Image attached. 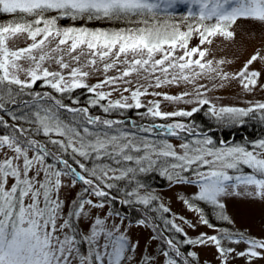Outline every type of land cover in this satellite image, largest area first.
Returning <instances> with one entry per match:
<instances>
[{"label":"snow or ice","instance_id":"1","mask_svg":"<svg viewBox=\"0 0 264 264\" xmlns=\"http://www.w3.org/2000/svg\"><path fill=\"white\" fill-rule=\"evenodd\" d=\"M178 5L187 6L183 21H195L187 23V30L173 22L175 17L170 10ZM0 14L13 17L0 23V264H133L138 243L121 231L120 224L109 225L112 211L104 218L96 215L87 234L79 230V224L92 218L89 215L92 210H103L117 199L111 193L116 188L112 181L135 184L125 192L121 203H137L147 208L157 198L150 191L141 194L145 185L137 177L152 171H158L169 181L196 185L199 190L194 199L221 210L224 204L220 198L224 196L264 201V140L253 143L249 150L240 144L218 147L211 138L204 137L181 142L177 151V146L166 140H149L116 127L121 121L91 116L88 108L70 107L49 92L30 91L37 81H43L61 95L87 88L95 95L90 101L92 106L107 101L103 106L105 113L145 107L141 97L146 95H163L168 101L183 100L190 93L169 96L150 93L148 88H161L179 80L193 82L205 71L218 72L228 79V74L213 68L211 61L202 63L206 50L199 46L189 48V42L193 34L199 37L200 45L211 44L217 36L235 40L234 27L240 21L264 27V0H0ZM63 18L124 26L61 28L57 21ZM19 36H26L31 43L22 48L9 47L10 41ZM177 50L182 54L177 55ZM65 54L77 65L82 57L86 58L83 67L94 68L100 62L105 73L117 66L124 67L120 76L106 77L89 86L86 83L89 73L83 67H71ZM50 60L61 70H69L67 75L44 67ZM258 60L264 61V54L259 51L232 77L239 79L245 90L256 86L260 73L249 68ZM21 61H27L29 66L25 68ZM141 71L153 77L155 83L140 85L135 90L123 88V92H130V97L121 93V98L113 101L109 99L111 91H97L105 86L120 91L121 81L131 84L125 78ZM196 94L201 95L198 89ZM187 102L209 103L205 99ZM149 103L147 114L163 120L189 117L199 111L193 108L162 112L158 101ZM256 111L264 118V103L247 109L221 108L219 112L213 109L215 115L227 114L233 121ZM63 112L74 115L69 120ZM154 129H166L169 136L195 135L190 127L179 122L139 127L145 133ZM244 166L251 171L245 172ZM78 183L80 192L66 210L62 191ZM184 203L190 210L200 211L188 200ZM159 207L169 212L162 204ZM115 215L119 216V212ZM221 219L229 221L223 214ZM201 220L213 227L202 216ZM139 224L145 225V220ZM172 227L177 233L182 232L177 225ZM163 239L168 246V250L161 252L165 259L155 261L154 257L145 256L136 264H189L173 239ZM222 241L246 244L247 250L237 255L246 256L248 264L253 258H264V239L244 234L225 231L220 237L201 236L186 242L214 243L222 264H228V256L235 249L225 248Z\"/></svg>","mask_w":264,"mask_h":264},{"label":"rangeland","instance_id":"2","mask_svg":"<svg viewBox=\"0 0 264 264\" xmlns=\"http://www.w3.org/2000/svg\"><path fill=\"white\" fill-rule=\"evenodd\" d=\"M187 11L186 5H178L173 11L175 13H180L181 11ZM172 11V10H170ZM187 13V12H186ZM184 16V15H183ZM182 16V17H183ZM177 17H180L179 15ZM60 20L58 19L57 25L61 28H67L70 26H65L60 24ZM175 23H179L182 30H187V23H195V21H188L185 22L180 18H175ZM1 23V22H0ZM234 31L236 32V39L235 40H227L222 37H215L213 38V42L211 44L205 43L204 45H200L199 37L196 34H193L189 42V48L192 47H201V50H206V56L202 60L203 62L211 61L213 68H219L222 70L223 73H227L229 78L223 79L218 72H208L205 71L203 75L196 78L193 82H185L183 80H179L178 82L170 85H164L161 88L150 87L148 91L150 93H162L169 96H182L185 92L190 93L188 96H184L183 100L178 101H168L163 98V95L156 96V95H146L141 97L142 103L145 107L141 108H121V109H113L108 113L103 111V106L107 104V101H100L95 106H92L90 103L91 100L95 99V95L92 92H89L87 88L83 89H75L71 93H64L63 95L59 93H55L51 88L48 87L50 91L55 93V96L62 100H71V102H67V105H73L80 102V98L83 95L82 100L87 102L86 108L88 111L91 109L95 110V114H98L99 117L102 119H110L121 121L124 117L126 111L133 109L135 115V124H126L121 123L116 125V127L123 128L125 131H132L140 136H144L149 140L159 141H168L169 143L177 146V151H180L178 145L183 141H191L195 139H203L204 137L211 138L214 144L218 147H223L225 145H235L240 144L246 146L251 150V146L253 143L258 142L260 140H264V134L261 135L259 140H249L246 138H240L239 140L229 139V141H225L222 136V131L224 129H237L238 127L242 126L245 123H257L259 126L264 127V118H262V114L260 111H256L250 113L246 117L240 118L239 121H233L229 119L227 114L223 116H218L213 113V109L216 112H219L221 108H244L247 109L249 107L254 106L257 103H264V61H256L253 63L249 70L250 71H258L260 73L256 86L251 88V90H245L241 85L239 79H233L232 77L238 73L243 67L246 61L259 51L261 54H264V27L260 25H255L246 21L238 22V25L234 27ZM31 41L27 39L26 36H19L10 41L9 47L11 48H22L26 47L30 44ZM55 44V41H53ZM177 55L182 54L180 50H177ZM54 55H59L56 53ZM198 57H193L196 59ZM86 58H81L80 65L75 64L74 61H71L70 57L65 54V61L70 63L71 67H83ZM225 61L223 64H217L218 61ZM25 68L29 66L27 61H21ZM44 67H47L50 71H63L65 75L69 70H61L54 61H48L44 64ZM124 66H117L107 73L103 71L102 63L98 62L97 65L93 67H83V71H87L89 76L86 78V83L89 86H93L106 77L110 76H120L121 71ZM196 71H200L199 68L195 69ZM175 72L176 70H172ZM187 74V73H186ZM157 75H161L157 72ZM148 79H145V77ZM23 79V74L21 75ZM132 81L131 84H124L123 81L119 83L120 91H112L111 87L105 86L103 89H97V91H104L109 92L111 91L112 94L109 97L110 100H118L121 98V93L123 96L130 97V92H123V88L128 87L131 90H135L136 87L140 85L147 86L149 83H155V79L149 76L148 73L141 71L138 75L133 73L131 76L125 78ZM45 88L47 86L42 83ZM199 90L201 93L200 96H197L196 90ZM80 90V91H79ZM143 90V88L141 89ZM81 92L79 96H74L73 93ZM197 99H205L208 100V104L199 105L197 103H188L187 101H195ZM76 101V103H73ZM149 101H158L160 103V110L162 112H176V111H192L193 108H198L199 111H202L203 108H206L207 111L203 113L205 116H211L215 119L216 123L218 124V128L213 129L212 131L207 130L205 132H201L199 130V126L194 125V121H190L189 117H170L167 120L160 119L158 117H152L150 114H147V108L151 107ZM128 103L132 104L133 102L129 99ZM196 111L193 113L196 114ZM90 112V111H89ZM100 113V115H99ZM102 114V115H101ZM113 114H117L114 116ZM74 114L63 112V116L68 118L69 120L72 118ZM91 115V112H90ZM92 116V115H91ZM161 123L171 124V123H183L186 126L190 127L195 135L188 136L187 133H180L179 136H167V135H157L155 133H145L140 132V126H147L148 123ZM200 124L203 123L201 119L198 120ZM133 125L137 127H133ZM212 132V134H211ZM215 132V134H214ZM245 172H250V169H247L244 166ZM159 173L158 171H152V173ZM151 173V172H149ZM231 174V173H230ZM184 176H189V173H182ZM162 176V175H161ZM165 177V176H162ZM190 178L195 179L194 176ZM165 179H167L165 177ZM118 182L121 183L122 186L128 185L125 184L127 181H112V183L116 184V188L113 190L118 191L122 194H125V188L131 190V187H134L135 184L133 183L129 187L125 186V188L118 186ZM167 187L163 189H141V194L150 191L157 199L154 200L147 208L144 205L133 203L136 205V210L134 213L136 215H141L142 208L138 207L141 206L143 208L148 209L152 214H148L149 221L154 223L152 226L149 227L147 223L141 226L139 223L132 224L130 219L116 216V210L113 208L110 203L105 205L103 210L94 209L92 213H90L89 218H85L79 224V230L84 234H87L90 228L91 223L94 220L96 215L101 216L104 218L107 216L109 211L113 212V216L108 219L109 225L111 223L120 224L121 231L125 232L127 236L133 243H138V247L136 249V253L133 256V264H136L137 261H140L145 256H152L154 257L155 261H162L165 259L161 256L162 250H168V246L164 243V237L170 238L169 235L161 228V225L168 229L172 227V224L177 225L182 229V234L185 237L186 243V252L182 251L184 258L188 260L189 264H222V259L216 249V246L212 242H208L205 244H188L187 240H197L201 236L207 237L216 235L220 237V235L227 231L233 234H244L246 237L253 238V239H264V201L247 196H224L220 198V202L224 204V209L221 210L218 207L208 204L203 201H197L194 199V196L198 192V187L193 184H186V183H178L173 181H169L167 179ZM80 192V184L78 183L74 188L69 187L62 191V196L65 199L66 210L67 207L71 204L73 200L76 199L77 194ZM119 197L115 201L116 207H120L123 205L121 201L125 198ZM95 199L94 197H90ZM129 200H134V197H127ZM185 200H188L194 207L200 209L199 212L192 211L189 209L188 205L184 203ZM167 207L169 212L165 213L160 209V205ZM207 206V209H204L202 206ZM206 210V211H205ZM221 214L227 216L229 221L221 219ZM171 216V217H168ZM201 216L208 220L209 224L210 221H215L220 226L213 225V227H209L208 225L204 224L201 220ZM140 219L143 216L139 217ZM160 219L158 224L154 221ZM163 219V220H162ZM213 219V220H211ZM121 220L123 221L121 223ZM226 223L232 227V230L227 228ZM225 225V226H224ZM156 237L153 239V237ZM178 241V240H177ZM183 245L184 243H180ZM178 245V244H177ZM222 245L225 248L231 247L235 249V252L231 253L228 256V264H248V258L241 257L237 255V253L241 251L247 250V245L244 243H229L228 241H222ZM180 248V246L178 245ZM192 254V255H189ZM251 264H264V258H253L251 260Z\"/></svg>","mask_w":264,"mask_h":264},{"label":"trees","instance_id":"3","mask_svg":"<svg viewBox=\"0 0 264 264\" xmlns=\"http://www.w3.org/2000/svg\"><path fill=\"white\" fill-rule=\"evenodd\" d=\"M173 13L174 17L175 18H180L182 17L183 15L186 16L187 15V11L184 10V11H181L180 13H175L173 10L170 11ZM180 16V17H177V16ZM13 19L12 16L8 15V14H0V22L1 23H7L9 21H11ZM60 24L63 26H70V27H88V28H103V29H110V28H114V27H123L124 25L123 24H120V25H117V24H114V23H111V22H104V21H84V20H72L71 18H63L60 20ZM43 81H37L36 85L33 86V89H31L30 91H33V92H40V93H44V92H49V93H52L53 95H55V93H53L52 91H50L47 88H45L43 86ZM80 91V90H79ZM82 95L83 93L81 92H75L73 93L74 96H79V95ZM84 96L86 95H83L80 98V102L79 103H76V104H73V105H70V106H73V107H84L86 106L87 102L85 100H82L81 98H83ZM26 99L28 97H25ZM64 103H67V102H71V100H63ZM207 111L206 108H203L202 111H199L197 112L196 114L192 115L189 117V120L190 121H194V125L195 126H199V130L201 132H205L207 130H210L212 131L213 129L215 128H218V124L216 123L215 119L211 116H205L203 115V113ZM91 114L92 115H97L95 114V110L94 109H91L90 110ZM134 110L131 109V110H128L125 112V114L123 115V117H131V118H134V120L136 119L135 118V115H134ZM100 115V113H99ZM102 115V114H101ZM114 116H117V114H113ZM6 119H8L6 117ZM201 119L203 121L202 124H200L198 122V120ZM222 136L223 138L225 139V141H229V139H232L234 138L233 140H239L240 138H246V139H249V140H259V138L261 137L262 134H264V127L263 126H259V124L257 123H245L243 124L242 126L238 127L237 129H233L232 128H229V129H224L222 131ZM212 134V132H211ZM215 134V132H214ZM138 180L141 181V183H143L145 185V189H163L165 187H167V179H165V177H162L159 173H146V174H141L137 177ZM125 184H128V183H125ZM118 186L120 187H123L125 188V186L129 187V185H124L122 186L121 183L118 182ZM126 191H128L127 188H125ZM111 193L112 195H115L117 198L119 197H124L122 193L118 192V191H115V190H111ZM111 205H113L112 207L115 208L116 212H119V216L121 217H124V218H127V219H130V222L132 224H137L139 223L140 220H142V218L140 219L139 217L140 216H143V220H145V223H147V225L152 226L154 223H151L149 221V216L148 214H152L148 209L146 208H143L141 206L138 205V207L142 208L144 211H142V214L141 215H136V213H134V210H136V205L133 204V203H128V204H123L121 205L120 207H116L115 205V202H110ZM204 209H207L208 207L203 205L202 206ZM209 209V208H208ZM207 209V210H208ZM206 211V210H205ZM209 212V210H208ZM210 213V212H209ZM168 217H171V216H168ZM221 218V217H220ZM155 220V219H154ZM160 219L158 220H155L154 222L156 224H158V222ZM163 220V219H162ZM213 220V219H211ZM210 223H212L213 225H216V226H220V224H218L217 222L215 221H210ZM227 225V228L229 230H232V227H230V225H228V223H226ZM225 226V225H224ZM161 228L169 235V237H171V239H173L179 246H180V249L184 252H186V243H185V237L182 235V234H179L175 231V229L173 227H171L170 229L164 227V225L162 226L161 225ZM178 240V241H177ZM180 243H184L183 245H181Z\"/></svg>","mask_w":264,"mask_h":264}]
</instances>
